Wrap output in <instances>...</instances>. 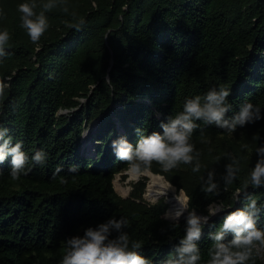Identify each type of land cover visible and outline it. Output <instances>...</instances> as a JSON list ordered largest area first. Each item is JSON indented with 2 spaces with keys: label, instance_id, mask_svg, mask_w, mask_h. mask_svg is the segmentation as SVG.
I'll return each mask as SVG.
<instances>
[{
  "label": "trees",
  "instance_id": "obj_1",
  "mask_svg": "<svg viewBox=\"0 0 264 264\" xmlns=\"http://www.w3.org/2000/svg\"><path fill=\"white\" fill-rule=\"evenodd\" d=\"M21 2L0 0L6 13L0 27L11 33L12 53L0 61V78L10 84L0 96V123L29 154L44 148L49 155L18 180L9 175L10 158L0 164V264H59L68 236L112 215L127 216L131 238L160 261L184 235L186 218L176 223L165 217L164 200L147 202L144 181L127 197L115 191V176L128 165L115 156L112 140L126 133L135 143L137 127L162 131L161 121L181 110L186 96L220 83L232 89L228 115L245 99L264 107V0H58L35 42L21 26ZM42 3L37 0V11ZM193 142L202 164L217 171L218 193L202 189L206 167L193 172L181 163L165 171L153 161L152 172L191 197L189 211L206 214L209 202L223 203L199 241L203 262L213 243L209 233L243 206L247 193L264 204V186L245 184L255 148L264 143V119L234 133L202 125ZM226 153L240 165L227 186L221 179ZM72 164L77 172H69ZM248 264H264L263 256Z\"/></svg>",
  "mask_w": 264,
  "mask_h": 264
},
{
  "label": "clouds",
  "instance_id": "obj_2",
  "mask_svg": "<svg viewBox=\"0 0 264 264\" xmlns=\"http://www.w3.org/2000/svg\"><path fill=\"white\" fill-rule=\"evenodd\" d=\"M57 3L58 0H43L39 11L37 0H22L18 4L21 26L27 30L34 42L39 41L49 28L47 10L55 7ZM5 15L4 9L0 7V18ZM83 23L81 19L74 27L79 29ZM10 39L9 30L0 27V61L12 54L9 51ZM9 87V82L0 78V96L4 95ZM231 91V86L220 83L203 93L186 96L182 109L170 115L166 121H161L162 131L153 130L146 133L145 129L137 127L135 131L138 139L135 143L128 139L126 133L112 140L115 156L127 162L129 180H139L150 173L153 161L159 162L165 171L176 168L181 163L191 164L193 172H199L202 167L207 168L206 175L200 177L202 189L208 193H218L221 180L217 179L214 167L208 168L202 164L200 150L193 142L194 131L202 125H215L226 132L234 133L238 127L264 119V107L250 99L242 101L238 110L228 115L234 107L229 100ZM9 133L10 129L0 123V164L10 158L11 178L18 180L32 167L47 163L49 154L44 148H38L29 154L24 148L23 140L14 142ZM255 152L257 158L245 184L260 187L264 186V143L258 144ZM225 155L230 157V161L225 164L221 179L227 186L237 178L240 165L237 157L231 153ZM62 167L57 166L56 172H60ZM78 169L79 165L72 164L68 170L74 173ZM0 174H3V169H0ZM62 179L66 182V177ZM168 185L172 186L171 181ZM131 187L130 184L129 188ZM159 191L164 194L163 190ZM236 198L240 199L239 189ZM190 199L191 197L185 194L183 203L174 213H165L166 218L179 223V218L187 211L186 223L184 235L180 237L174 251L158 262L143 254L144 241L131 238L126 230L130 223L128 217L112 215L102 222L85 227L83 234L68 236L59 264H201L199 241L211 217L222 211L223 203L215 200L209 202L205 214L197 212L194 207L189 211ZM245 199L242 207L226 214L219 227L209 233L213 243L208 251L209 258L202 264H248L254 256L264 255V226H259L264 204L258 203L251 193H247ZM229 234L231 239L227 238Z\"/></svg>",
  "mask_w": 264,
  "mask_h": 264
},
{
  "label": "bare ground",
  "instance_id": "obj_3",
  "mask_svg": "<svg viewBox=\"0 0 264 264\" xmlns=\"http://www.w3.org/2000/svg\"><path fill=\"white\" fill-rule=\"evenodd\" d=\"M88 136L89 135H87L86 137ZM85 146L89 147L88 138L86 139ZM145 176H147L148 178L145 197L152 201H155L159 198H165L171 204V209L169 213H174L175 210L180 206V204L183 203L184 194L178 195L177 189L173 185L169 187L168 182L165 181L163 177L153 173L152 171L148 174H145ZM159 190H163L164 194H160ZM120 192L126 195L129 191L128 189L122 188L120 189ZM185 213L187 212L185 211ZM183 215H181V217Z\"/></svg>",
  "mask_w": 264,
  "mask_h": 264
},
{
  "label": "rangeland",
  "instance_id": "obj_4",
  "mask_svg": "<svg viewBox=\"0 0 264 264\" xmlns=\"http://www.w3.org/2000/svg\"><path fill=\"white\" fill-rule=\"evenodd\" d=\"M88 137H83V143L85 144V142H86V139H87ZM89 139V138H88ZM85 140V141H84ZM158 175H160L161 177H163L164 178V180L165 181H167L166 180V178L163 176V175H161V174H158ZM147 180H148V178H147V176H142L139 180H129V178H128V173H127V170L126 171H124V172H122V173H118V174H116V176H115V179H114V181H113V185H114V189H115V191L120 195V196H122V197H127L129 194H130V192L132 191V189H133V185L135 184V183H138L139 181H144L145 182V184H146V188H147ZM168 182V181H167ZM132 185V187L131 188H129V185ZM172 185V184H171ZM121 187V188H120ZM175 187V186H174ZM128 189V193L126 194V195H124V194H122L121 192H120V189ZM146 188H145V192H146ZM176 188V187H175ZM178 192V195H180V194H184L185 195V193L183 192V191H177ZM143 198L147 201V202H149V203H156L157 201H159V200H164L165 201V203L168 205V209H167V212H169L170 211V209H171V204L165 199V198H159V199H157V200H155V201H152V200H149V199H147L146 197H145V193H144V195H143ZM189 210V209H188ZM187 212V211H186ZM181 218V217H180ZM186 218V217H185ZM168 219H170V218H168ZM171 220V219H170ZM173 221V220H172ZM261 256H263V259H264V255H261Z\"/></svg>",
  "mask_w": 264,
  "mask_h": 264
},
{
  "label": "water",
  "instance_id": "obj_5",
  "mask_svg": "<svg viewBox=\"0 0 264 264\" xmlns=\"http://www.w3.org/2000/svg\"><path fill=\"white\" fill-rule=\"evenodd\" d=\"M98 123H99V120H96V121L93 123V125H92V127H91V130H94V129L97 127ZM91 130H90L89 132H87L84 136L86 137L87 135H89V133L91 132ZM186 215H187V213H185L181 218H179V220L184 219V218L186 217Z\"/></svg>",
  "mask_w": 264,
  "mask_h": 264
}]
</instances>
